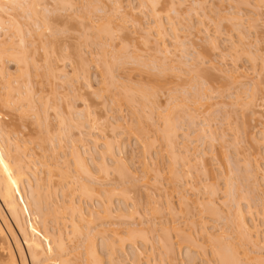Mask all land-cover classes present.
Listing matches in <instances>:
<instances>
[{"label": "rangeland", "instance_id": "obj_1", "mask_svg": "<svg viewBox=\"0 0 264 264\" xmlns=\"http://www.w3.org/2000/svg\"><path fill=\"white\" fill-rule=\"evenodd\" d=\"M147 4L0 0V51L8 50L0 52V98L12 95L9 101L5 94L10 105L4 98L9 110L0 108L8 110L0 119L11 127L4 124L11 131L5 134L0 126V146L11 155L18 146L28 149L21 152L31 182L26 186L37 192L31 191L47 216L41 220L25 208V228L39 229L43 240L47 229L63 234L70 264L88 263L93 248L103 264H221L213 248L219 237L236 244L239 264H264V0H158L160 18ZM227 14L238 15L243 23L233 22L243 27L237 30ZM171 17L182 24L172 28ZM157 20L165 22L163 38ZM171 120L179 127L175 151L162 136ZM204 126L214 143L201 133ZM78 154L93 182L80 174ZM78 179L100 195L88 199ZM25 191L23 208L36 205V198L27 203ZM209 202L220 213L207 208ZM235 204L245 212L252 239L242 235ZM78 224L85 236L73 235ZM86 233L95 239L88 241ZM168 237L172 259L163 248Z\"/></svg>", "mask_w": 264, "mask_h": 264}, {"label": "bare ground", "instance_id": "obj_2", "mask_svg": "<svg viewBox=\"0 0 264 264\" xmlns=\"http://www.w3.org/2000/svg\"><path fill=\"white\" fill-rule=\"evenodd\" d=\"M10 2H11V0H9ZM13 1V0H12ZM172 2H174V1H172ZM245 2V1H244ZM150 3V4H149ZM199 3V2H198ZM148 4H149V6L151 5V8L153 9V15L154 14H156L158 17L160 16V15H158V14H160V13H158L157 11H156V7H157V4H158V0H148ZM147 4V5H148ZM170 4H172V3H170ZM176 3L174 2L172 5H170V6H172V7H176V5H175ZM264 5V4H263ZM202 6V5H201ZM171 7V8H172ZM196 7H200V5L198 4V6H196ZM159 9V8H158ZM157 9V10H158ZM175 10V8L173 9V11ZM213 10V9H212ZM168 11V10H167ZM166 11V12H167ZM177 11V10H176ZM203 11H204V9H203ZM169 12V11H168ZM158 13V14H157ZM174 13V12H173ZM174 14H176V15H179V13H174ZM205 14H207V13H205ZM204 14V12H203V15H205ZM211 15V14H210ZM230 15H232V14H230ZM230 15H228L227 14V16H229L228 18H230V19H228V20H230L229 21V23L230 22H235L236 23V21H239V23L240 24H242L243 22V20L241 19V18H238L239 16L237 15V18L235 17L234 19H233V17L236 15V14H233L232 15V21H231V17H230ZM157 16H155V18L157 17ZM205 17H208V16H205ZM160 18V17H159ZM178 18V17H177ZM224 20H226L224 17H222ZM158 19V18H157ZM164 19V18H163ZM172 19L175 21V19L174 18H170L169 20V22L172 24L173 22H171L172 21ZM179 19H181L180 17H179ZM178 19V20H179ZM242 21H241V20ZM161 20V19H160ZM156 21V22H160L159 24H158V26L156 25V30H157V28H158V35H157V37L159 38V36H160V38H163V34H164V31H163V28H165L164 27V25H165V22L163 23L162 21ZM180 21H182V20H179V22L177 21V22H174V24H172V28H176L175 27V25H177V27L179 26V25H181L182 24V22H180ZM227 21V20H226ZM253 21V20H252ZM162 22V23H161ZM168 22V21H167ZM166 23V24H170V23ZM225 22V21H224ZM234 22L232 23L233 24V26L235 27V25L236 24H234ZM242 22V23H241ZM135 23H139L138 21L136 22L135 21ZM180 23V24H179ZM164 24V25H163ZM170 24V25H171ZM231 24V23H230ZM231 24V25H232ZM238 25V23H237V30H239L240 28H242L243 27V25ZM214 25H216V24H214ZM232 26V27H233ZM239 26V27H238ZM236 28V27H235ZM175 30H177V29H175ZM166 31V30H165ZM122 32V31H121ZM22 40V39H21ZM23 41V40H22ZM210 41H213V40H210ZM24 42V41H23ZM22 43V42H21ZM147 43H149L148 41H147ZM210 44H212V47L216 50V51H218L219 49L222 51V48H220V45H218L217 44V42H210ZM22 45V44H21ZM24 45V44H23ZM22 45V47H24ZM25 48V47H24ZM24 48L22 49V50H24ZM1 49H3V48H1ZM157 49V48H156ZM156 49H155V51H156ZM159 49V48H158ZM4 50H7V49H4ZM0 51L1 52V54L4 52V54L3 55H5V53H7L8 52V50H7V52L6 51ZM219 50V51H220ZM163 52L162 50H159V51H157V52ZM223 52V51H222ZM0 54V55H1ZM222 54V53H221ZM3 55H1V57L3 56ZM223 55V54H222ZM0 57V58H1ZM4 57V56H3ZM23 57H25V56H23ZM1 59H4V58H1ZM26 59V58H25ZM18 60V61H17ZM17 60H15V61H17L16 63H18V65L19 64H22L23 62V64L25 65L24 67H26V66H28V65H26L27 63L25 62V60L22 58V61H21V58L19 59H17ZM121 61V60H120ZM19 62H21V63H19ZM263 67H264V65H263ZM25 70H28L27 69V67L26 68H24ZM25 70H23V71H25ZM2 71V70H1ZM0 71V76L2 77V75H1V73H3V72H1ZM27 72V71H26ZM26 72H25V74H26ZM22 73H24V72H22ZM4 74V73H3ZM22 75V74H21ZM24 75V74H23ZM1 77H0V79H1ZM24 78H25V75H24ZM22 79V78H21ZM259 87V86H258ZM257 89H259V88H257ZM10 91H12V90H10ZM9 92V91H8ZM5 94H8L10 97H9V101H10V98L12 97V95L11 94H9V93H5ZM5 94H3L2 96H5V97H2V98H0V104H2V106H0V108H10L11 106H9V107H7L8 105H10V103L8 102V97L6 98V95ZM7 95V96H8ZM255 96V95H254ZM251 98H252V101H254V99H255V97H253V95L252 96H250ZM4 98L6 99V101L9 103L8 105H7V102L6 101H4ZM254 98V99H253ZM256 100H257V98H256ZM263 100H264V98H263ZM251 101V102H252ZM2 102V103H1ZM257 102V101H256ZM255 104V103H254ZM252 105V104H251ZM0 110H2V109H0ZM9 110V109H8ZM8 110H6L5 111V113L3 112L4 111V109L2 110V111H0V113L2 114V115H4V114H8ZM4 114H3V113ZM25 112V111H24ZM0 114V115H1ZM5 115V116H6ZM9 115V114H8ZM170 115H172V114H170ZM171 118H173V117H168V118H166L165 120L167 121V123H168V121L171 119ZM2 119H8L7 117L5 118V117H3L2 116ZM1 120V119H0ZM173 120V119H172ZM172 120H171V122H172ZM2 121V120H1ZM5 121V122H4ZM173 123V124H172ZM172 123H169V124H164V125H168V128H167V131L165 132V126L163 127L164 129V133L163 134H165V135H162L164 138H165V140L167 141V143L166 144H168V145H166L168 148H169V146L171 147V148H169V149H172L173 151H175L174 149H175V147H176V145H177V143L175 142L176 140H177V134H178V132H177V130L179 129V127H177L176 128V126L174 125V122H172ZM0 124H1V122H0ZM6 126H5V125ZM3 125V126H2ZM9 126V120L7 121V120H3L2 121V124L0 125L1 126V128H3L4 126L6 127V129H8V126ZM24 125V124H23ZM22 124H21V126H23ZM172 125H174V126H172ZM206 125V124H205ZM15 126V128H16V130H19V126H16V125H14ZM26 126V125H25ZM5 127L3 128L5 131L3 132V133H5V134H7V133H10V132H7L6 133V131H9V130H6L5 129ZM10 127V126H9ZM205 127V126H204ZM0 128V129H1ZM11 128V127H10ZM139 128V129H138ZM137 129L139 130H137V132H139V135L141 134V133H143V126L141 127H138ZM141 128H142V130H141ZM176 128V129H175ZM209 128V126H207V127H205V129H207V130H209L208 129ZM204 128L202 129V131H201V133H205L206 134V136L205 137H207L208 135L210 136L211 134H212V132H211V130H209L210 131V133H209V131L207 132L206 130H205ZM140 130H141V132H140ZM3 130L1 129V131H0V133L2 132ZM177 132V133H176ZM47 134L49 135V133L47 132ZM204 134V135H205ZM208 134V135H207ZM11 135V134H10ZM52 135V134H51ZM142 135V134H141ZM143 135H144V133H143ZM213 135V134H212ZM7 137H9V134L7 135ZM52 137H53V135H52ZM162 137V138H163ZM214 137V136H213ZM213 137L212 136H210L209 137V141L212 143L213 142V140L215 139H213ZM49 138H51L50 136H49ZM178 138H179V136H178ZM253 140H254V137H251ZM176 139V140H175ZM203 139H204V137H203ZM206 139H208V137L206 138ZM256 139V138H255ZM51 140V139H50ZM164 140V139H163ZM212 140V141H211ZM216 141V140H215ZM214 141V142H215ZM1 142V141H0ZM9 142V141H8ZM213 142V143H214ZM49 143H51V142H49ZM96 143H98L97 141H96ZM111 143V142H110ZM10 144V143H9ZM18 144V143H17ZM16 144V145H17ZM176 144V145H175ZM108 145V144H107ZM112 144H110V146H111ZM9 146H11V145H9ZM18 146V145H17ZM1 149H4V148H1V146H0V251L1 252H3V253H1L0 252V255L2 256L1 258H3V254H5L4 256H5V258H3L4 259V261H2V260H0V264H29L28 262H30L31 261V264H70L69 262V259H68V257H69V255L67 254V248H66V246H65V242H64V238L62 237V235L63 234H61V233H59L60 235H58L57 237H56V235H54L52 232L50 233V232H48V231H50L49 229H47V232H45L46 234H44V240H43V237L40 239L38 236H39V232H37V230L39 231V229H34V228H32V226H31V231H28L25 227V224H24V219H23V215L25 214V212L27 211V212H29L30 210L31 211H33V214L32 215H34V213H35V215H38L39 217L41 216V220L42 219H44L45 218V221H46V214H44L43 213V215H42V213H41V210H42V208H41V205H40V208H41V210H39L38 209V206H37V204H38V200L39 199H37V197L38 196H33L34 195V188L33 187H28V186H26V185H29V184H31V182H29V179H28V176H27V174H26V171L25 170H27V168L25 169V167L22 165L23 163H24V161H23V163L21 162V160H22V153H24L25 151H27L26 150V148H25V151H19V146L18 147H16V150H18V151H15L14 150V152L12 151V155H11V152L10 151H8V150H10V149H8L7 150V152H10L9 154L6 152V154H2V150ZM7 149V148H6ZM22 149V148H21ZM20 149V150H21ZM5 150V149H4ZM6 151V150H5ZM264 151V150H263ZM16 152V153H15ZM22 152V153H21ZM76 152H77V150H76ZM14 153H15V155H17V153H21L20 155H19V157H20V159H19V157H18V155L17 156H15L14 155ZM14 155V156H13ZM79 155V154H78ZM79 157H81L80 155H79ZM79 157H77V159H78V163H77V166L79 167V166H81V167H79L78 168V170L80 169L81 171H79L80 172V174L82 173V174H85L86 172L88 173H86L85 175H87V176H90V181H92L93 182V174H92V172H91V170H90V168L88 167V165L86 166V161H79V160H82V159H84V158H82L81 157V159H79ZM172 157H173V160L174 159H176L175 157H176V154H173L172 155ZM85 160V159H84ZM177 160V159H176ZM176 160H174V163L176 162ZM85 162V163H84ZM79 163H81V164H79ZM84 163V164H83ZM25 164V163H24ZM200 164H202L201 163V161H200ZM47 165V164H46ZM45 165V166H46ZM145 165H148L147 164V162L145 161L144 162V166ZM51 166V165H50ZM49 166V163H48V172H50L51 173V175H50V173L48 174L49 176H48V179H49V177L50 176H52L51 178H50V180H53V174H52V172H55L54 170L52 171V169H54L52 166L50 167ZM54 166V165H53ZM56 166V165H55ZM42 167H44V166H42ZM86 167H87V169H86ZM147 167V166H146ZM25 169V170H24ZM49 180V182H51ZM83 180V179H82ZM81 180V182H83V183H81L80 182V180L78 179V181H77V183L76 184H78V186H79V189H80V191L84 194V195H86V197L88 196V195H91V194H94V195H96V196H98V195H100V193H99V190H96L95 189V192H94V186L93 185H89V183L88 184H86L87 182H84V181H82ZM46 181V180H45ZM48 181V180H47ZM54 181V180H53ZM89 182V181H88ZM27 183V184H26ZM29 183V184H28ZM49 185V184H48ZM32 186V185H31ZM93 186V187H92ZM187 184H186V189H187ZM189 187H191V186H189ZM25 188H29L28 190H26L25 191ZM33 188V189H32ZM39 189V188H38ZM191 189V188H190ZM193 189V188H192ZM234 189V188H233ZM23 190L26 192L25 194H27V191H29L30 190V192H28L29 194H28V198H26L27 196H25V199H29V197H31V199H29L28 200V204H31L33 201H34V199H33V201H31L32 200V198H36V202L37 203H35L36 205H33V203L31 204V205H33V206H30L29 205V208H27L26 206L23 208V206H22V202H23V200H22V195H23ZM34 192H33V191ZM33 192V195H32V192ZM96 191H98V192H96ZM230 193H232V189H230ZM102 192V191H101ZM213 192V191H212ZM35 193H37V192H35ZM40 193V192H39ZM38 193V194H39ZM96 193H98V194H96ZM109 193V192H108ZM214 193V192H213ZM212 193V194H213ZM37 194V195H38ZM109 194H112V193H109ZM114 194V193H113ZM181 194V196H180V200H181V202H183L184 204H186V202H187V204L188 203H191V201H189L190 199L189 198H187L188 196L186 195H183L184 193H180ZM186 194V193H185ZM233 194V193H232ZM232 194H229L230 196H231V198H232ZM83 196V195H82ZM92 196V195H91ZM91 196H88L87 198L89 199ZM85 197V196H84ZM94 197V196H93ZM91 199V198H90ZM233 200H234V197L232 198ZM22 201V202H21ZM29 201H31L30 203H29ZM34 201V202H35ZM212 202H214V201H212ZM211 202V205L213 206L214 205V207H216L217 205H215L214 203H212ZM26 203V204H27ZM40 203V202H39ZM186 204V205H187ZM171 205V204H170ZM189 205V204H188ZM205 205H207L208 206V204H205ZM238 205V206H237ZM235 204L234 205V207L236 208V210H237V207H238V214H239V216H237V218L238 217H240L239 219H240V223L238 224L239 225V227H240V229H241V232H242V235H243V237H250L249 235H252V234H250V232H252V231H250L251 229H250V226H249V222L248 221H246V218L243 216V214L245 213L244 211H241V207L239 206V204ZM37 206V207H36ZM172 206V205H171ZM212 206H210V202H209V206L207 207V208H210V207H212ZM30 207H34L33 209L34 210H32ZM206 207V206H205ZM25 208L27 209V210H25ZM75 208V207H74ZM187 208H188V206H187ZM206 208V209H207ZM217 208V207H216ZM76 209L80 212V210H81V212H82V208L81 207H79V209H78V207H76ZM172 210H173V207L171 208ZM209 210V209H208ZM212 209H210V211H211ZM216 210H218V208L216 209ZM231 210V209H230ZM43 211V210H42ZM209 212V211H208ZM214 212V213H213ZM215 209L212 211V214L214 215L215 214ZM218 212H219V210H218ZM236 212V211H235ZM244 212V213H243ZM53 213H55V211H53ZM52 212H51V214H53ZM84 213V212H83ZM217 213V212H216ZM220 213V212H219ZM237 213V212H236ZM50 214V215H51ZM80 215H81V213H79ZM237 214V215H238ZM79 215V216H80ZM83 215V214H82ZM217 215V214H216ZM234 215H235V213H234ZM42 216H44V218H42ZM56 216V220H57V215H55V214H53V217H55ZM51 217H52V215H51ZM81 217V221L83 220V218L85 217V215H83V217L82 216H80ZM217 217V216H216ZM228 217H230V216H228ZM74 218V217H73ZM73 218H71V220L73 219ZM75 219V218H74ZM73 219V220H74ZM226 219H228L227 217H226ZM55 220V219H54ZM72 220V221H73ZM44 221V222H45ZM75 221V220H74ZM73 221V223L71 224V225H73V224H76L75 222H77V221H75L74 222ZM226 221V220H225ZM71 223V222H70ZM196 225V224H195ZM79 226V224L78 225H76V226H72V228H73V235L75 234V235H77V234H79V233H82L83 231H81L82 229H80V231L78 230V228L80 227H78ZM16 227V228H15ZM237 227V226H236ZM239 227H238V229H239ZM81 228V227H80ZM203 228H205V226H203ZM15 229H17L18 231H19V233L21 234V236H22V241H21V239L19 238V235L17 234V232H16V230ZM204 230H207V229H204ZM168 231V230H167ZM175 231H176V229H175ZM37 232V235L35 234ZM92 232V231H91ZM94 232V231H93ZM99 232V231H98ZM104 232H106V231H104ZM177 232H179V233H182V234H180V235H184L183 237H187V239H190L191 237H193V234H191V233H189L190 235H192L190 238H188L190 235L189 234H184L180 229H177ZM204 233H206L205 231H203ZM240 232V231H239ZM39 233V234H38ZM97 233V232H96ZM101 233V232H100ZM114 233V232H113ZM168 233V232H167ZM209 234H208V239H210V238H214V237H210V236H212L210 233L211 232H208ZM53 234V235H52ZM84 236H85V234L84 233H82ZM95 233H91V234H89V233H86V235H88V236H86V237H88V238H92L91 240L90 239H88V241H92L93 239H95V237L96 236H93ZM98 235H99V233H97ZM117 234V232H115V235ZM91 235V236H90ZM96 235V234H95ZM101 235V234H100ZM189 235V236H188ZM206 235V234H205ZM43 236V235H42ZM81 236V235H80ZM79 235L78 236H74V238H77V237H80ZM84 236H81L82 238L84 237ZM94 238H93V237ZM168 236V235H167ZM166 236V237H167ZM227 238V237H226ZM251 238V237H250ZM87 239V238H86ZM211 239V240H212ZM232 239V238H231ZM252 239V238H251ZM186 240V239H185ZM193 240L195 241L196 239H194V237H193ZM193 240H191V241H193ZM210 240V241H211ZM225 240V239H224ZM224 240H221V237H219V239L217 240H215V241H217L216 243V245L214 244V246H213V248H216V246H217V248H216V251H214L215 253H216V257H217V259L221 262V264H239V261H241V260H239V258H240V256H239V252H238V250H237V248H235L234 246H236V244L235 245H232V244H230V243H228L229 242V240H228V238L226 239V240H228V242L226 241L225 243L226 244H224ZM43 241H45L46 242V244H54V250H52L53 248L50 246V245H48V246H50V247H48V246H46V247H48V248H52L51 249V251L49 250H47V249H45V247H44V245H43ZM171 240H170V238L168 237V240L166 239L165 241H163V244H164V246H163V248H166L165 249V254H167L168 255V258L170 257V259H172V258H174L175 256H171V255H175V248H174V246H173V243L172 242H170ZM214 241V242H215ZM233 240H231V242H232ZM191 244H192V242H190ZM113 244V243H112ZM112 244L110 243V245H111V247H112V249H113V246H114V244H113V246H112ZM212 244V243H211ZM227 244H230V245H227ZM213 245V244H212ZM211 245V246H212ZM195 246V245H194ZM174 248V249H173ZM25 249L27 250V253H28V256H29V260L30 261H28V258H27V254H26V252H25ZM94 249V250H93ZM93 249H91L90 251H89V255L92 257V259H89V261H87L88 263H86V264H103V261H102V259H101V257L98 255V253H97V251L95 250V248H93ZM240 250H241V248H240ZM53 251H55V252H53ZM138 252V251H137ZM174 253V254H173ZM246 253V252H245ZM138 254H140V252H138ZM137 255V254H136ZM167 255H166V257H167ZM215 255V254H214ZM140 256H141V254H140ZM138 257V256H137ZM0 258V259H1ZM241 259V258H240Z\"/></svg>", "mask_w": 264, "mask_h": 264}]
</instances>
